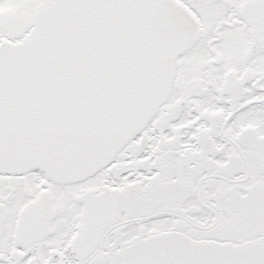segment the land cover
I'll use <instances>...</instances> for the list:
<instances>
[{"label": "snow or ice", "instance_id": "6c2138e0", "mask_svg": "<svg viewBox=\"0 0 264 264\" xmlns=\"http://www.w3.org/2000/svg\"><path fill=\"white\" fill-rule=\"evenodd\" d=\"M0 264H264V0H0Z\"/></svg>", "mask_w": 264, "mask_h": 264}]
</instances>
